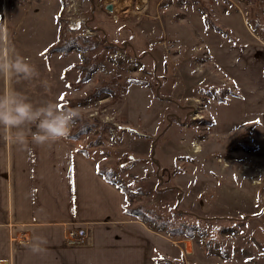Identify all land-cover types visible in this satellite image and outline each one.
I'll return each mask as SVG.
<instances>
[{
	"label": "rangeland",
	"instance_id": "obj_1",
	"mask_svg": "<svg viewBox=\"0 0 264 264\" xmlns=\"http://www.w3.org/2000/svg\"><path fill=\"white\" fill-rule=\"evenodd\" d=\"M104 21L148 39L146 51L114 38ZM0 25L32 64L78 67L97 57L88 82L69 84L78 97L61 105L81 113L70 134L81 133L74 143L120 187L124 206L143 208L153 220L144 223L173 243L170 259L264 264L262 117L247 112L226 132L214 118L228 100L245 99V72H260L264 86V0H0ZM60 34L75 41L69 53L40 57L62 45ZM225 181L261 196L260 214L211 218Z\"/></svg>",
	"mask_w": 264,
	"mask_h": 264
},
{
	"label": "crops",
	"instance_id": "obj_2",
	"mask_svg": "<svg viewBox=\"0 0 264 264\" xmlns=\"http://www.w3.org/2000/svg\"><path fill=\"white\" fill-rule=\"evenodd\" d=\"M100 17L103 13L98 10L97 19ZM100 26L114 38L132 40V47L138 51L148 47V39L134 30L122 25L114 28L106 21ZM53 56L57 53L49 55L54 63ZM33 65L39 77L31 81L0 76V94L14 90L36 106L53 102L60 107L66 102L60 100L61 96L65 100L78 97L70 95L69 87L80 78L69 79L79 76L75 65ZM243 70L237 67L234 72L237 76L240 72L243 79ZM245 73L248 82L243 80L241 85L245 99L232 98L216 111L217 129L222 132L238 125L247 112L258 113L263 121L260 128L264 129L262 75ZM6 135L0 127V264H163L162 258L172 260L173 243L169 245L164 235L125 213L122 191L107 181L76 141L65 138L36 145L29 137L27 150H21L6 140ZM216 188L219 202L212 206L211 218L235 222L239 214L247 215L248 211L250 215L260 214L261 196L254 197L249 189L226 181ZM255 208L258 211L253 212ZM260 215L264 218V211ZM37 236L47 240L41 253L30 251ZM27 238L29 243H21ZM77 238L82 241L80 245L68 243Z\"/></svg>",
	"mask_w": 264,
	"mask_h": 264
},
{
	"label": "clouds",
	"instance_id": "obj_3",
	"mask_svg": "<svg viewBox=\"0 0 264 264\" xmlns=\"http://www.w3.org/2000/svg\"><path fill=\"white\" fill-rule=\"evenodd\" d=\"M0 76L25 81L39 77L38 69L15 50L4 25H0ZM80 119L79 108L62 109L53 102L36 106L27 96L14 90L0 94V127L7 133L5 139L21 150H27L29 137L36 145L67 138ZM46 244L45 238L37 236L30 245V251L41 253L45 251Z\"/></svg>",
	"mask_w": 264,
	"mask_h": 264
},
{
	"label": "trees",
	"instance_id": "obj_4",
	"mask_svg": "<svg viewBox=\"0 0 264 264\" xmlns=\"http://www.w3.org/2000/svg\"><path fill=\"white\" fill-rule=\"evenodd\" d=\"M254 27L256 29H259L262 26L260 25L259 22H257L254 25ZM60 35H61V44L62 45H58V46H55V47H50L47 50V54L48 55H51L52 53H56V52L57 53H61L62 55H67L69 53V50H71L70 47L75 43V41H72V38L67 39L64 34H60ZM96 61H97V57L88 58L85 61L86 65H78V67H76L77 69H79L81 71V76H80V79L78 80V84H83V83L88 82L90 80V74L92 73L91 71H92L93 68H95L97 66ZM140 82H139V80H134V83H136V84H140ZM101 91H102V89L97 88L94 91V94L90 96V98L96 97L97 95L100 94ZM79 134H81L79 131L78 132L74 131L72 134H70L67 137V139L68 140H74V141L78 140L79 138H76V137L79 136ZM84 154L86 155V153H84ZM103 175L105 176V178L107 179L108 182L116 184L112 179L107 177V174L103 173ZM124 211H125L126 214L135 216V217L138 218V220H141V221H143L145 223H150V222L153 221V220L145 217V215L143 213L144 212L143 208H139L137 211L132 212V211H130L129 209H127L124 206ZM161 262L163 264H178V263H176L174 261H171V260H169L167 258H162Z\"/></svg>",
	"mask_w": 264,
	"mask_h": 264
},
{
	"label": "built area",
	"instance_id": "obj_5",
	"mask_svg": "<svg viewBox=\"0 0 264 264\" xmlns=\"http://www.w3.org/2000/svg\"><path fill=\"white\" fill-rule=\"evenodd\" d=\"M80 241H81V239L77 238V239L71 240L70 242H71V244H79ZM24 242L29 243L30 242V239L27 238Z\"/></svg>",
	"mask_w": 264,
	"mask_h": 264
},
{
	"label": "water",
	"instance_id": "obj_6",
	"mask_svg": "<svg viewBox=\"0 0 264 264\" xmlns=\"http://www.w3.org/2000/svg\"><path fill=\"white\" fill-rule=\"evenodd\" d=\"M106 9H107L108 11H110V12L114 11V7H113L112 4L107 5V8H106Z\"/></svg>",
	"mask_w": 264,
	"mask_h": 264
},
{
	"label": "snow or ice",
	"instance_id": "obj_7",
	"mask_svg": "<svg viewBox=\"0 0 264 264\" xmlns=\"http://www.w3.org/2000/svg\"><path fill=\"white\" fill-rule=\"evenodd\" d=\"M60 100L63 101V100H64V96H61V97H60Z\"/></svg>",
	"mask_w": 264,
	"mask_h": 264
},
{
	"label": "bare ground",
	"instance_id": "obj_8",
	"mask_svg": "<svg viewBox=\"0 0 264 264\" xmlns=\"http://www.w3.org/2000/svg\"><path fill=\"white\" fill-rule=\"evenodd\" d=\"M198 149V148H197Z\"/></svg>",
	"mask_w": 264,
	"mask_h": 264
}]
</instances>
